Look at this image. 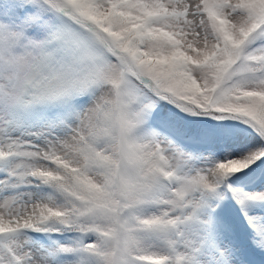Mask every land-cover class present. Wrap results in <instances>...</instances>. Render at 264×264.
<instances>
[{"label":"trees","instance_id":"16d2710c","mask_svg":"<svg viewBox=\"0 0 264 264\" xmlns=\"http://www.w3.org/2000/svg\"><path fill=\"white\" fill-rule=\"evenodd\" d=\"M106 1L114 5L118 19L128 21L130 18L131 23L115 27L113 23L116 17L111 18L110 13L97 18L95 9L98 3L88 4L86 0H18L11 4L12 7L6 0L4 4L9 5V13L0 7V23L8 20L16 25L21 17H33L17 51L21 49L24 53H32L33 57H37V64L50 66L49 69L59 75L63 84L78 83L76 92L69 99L78 107V115H71L65 104L57 108L34 104L28 108L25 106V112L32 110V113H36L27 116H39L42 121L52 125L74 123L80 111L105 83L102 79H96L97 70L106 61L115 60L113 56L119 58L117 80L111 83V91L96 103L87 130L75 143L74 152L80 159V165L72 168L61 164L63 175H47L39 179L42 188L67 208L64 212L46 215L40 229L51 234L56 245H64L60 251L65 250V258L75 264H134L130 259L141 256L136 254L141 249V240L152 242L157 241L154 237L158 234L178 233L177 222L170 218L171 221L165 226L162 215L158 216L157 212L159 205L167 203L165 193L171 192L177 182L184 179L171 170L152 136L143 133V125L148 118L155 117L165 124L177 136L172 144L181 149H191L190 144L184 145L179 141V136L186 134L203 140L207 146L221 141L224 136L231 137L238 133L257 137L261 142V151L252 163L264 168V99L260 100L261 105L256 111L250 110L252 108L247 107L245 101H237V108L214 105L215 99L220 98L214 99L216 92L226 86L228 88L219 92L227 98L245 84L264 85V7L262 12H256V5L250 8L252 0H243L241 4H234L238 7H231L234 11L246 7L250 18L249 26L237 38L230 32L222 9L221 15L217 11L211 12L212 16L220 19V27L215 29L217 49L210 62L212 67L218 68L219 73L203 95L194 83V71L186 54L172 53L169 56L172 60L168 62L167 56L155 58L156 54L159 55L158 51L148 48L149 40L161 34V28L157 26L163 17L161 12L147 9L136 16L133 0ZM225 1L226 6H230ZM62 8L68 12L65 14ZM84 10L90 14L83 16ZM167 20H164L165 24H168ZM70 24L75 32L65 27ZM221 27L224 28L220 30ZM100 33L105 45L100 40ZM85 34L90 36L83 37ZM57 36H60V40L56 39ZM74 37L84 42L83 48L77 47L80 52L75 47L77 53L72 54L81 55L83 61L78 63L89 66L84 75L87 78L80 80L73 70L60 72L64 61L61 50L73 44ZM203 63L206 64V61ZM145 69H166L168 76L173 75L181 95L166 86L162 87L150 73L143 71ZM67 76L68 82L65 80ZM71 79L77 81L71 82ZM147 98V106H143L142 100ZM173 102L183 105L188 112L181 111L180 105L176 106ZM15 111L13 114L16 116L25 114L21 108ZM243 171L244 167L241 166L222 172L219 182L209 186L207 191L202 189L204 194L200 203L209 206L222 199L228 191L236 200L243 197L241 190L229 185L233 177ZM96 191L103 197L100 204L94 201L93 192ZM107 197L113 198L114 206L109 202L107 204ZM183 198L176 206L183 209L179 211L181 213L188 208V205L182 208ZM137 204L142 207H135ZM260 235V228L253 226L248 237L250 243L253 245ZM259 245L251 248L255 250ZM170 257L169 253L148 261L171 264L167 260Z\"/></svg>","mask_w":264,"mask_h":264},{"label":"rangeland","instance_id":"374dc122","mask_svg":"<svg viewBox=\"0 0 264 264\" xmlns=\"http://www.w3.org/2000/svg\"><path fill=\"white\" fill-rule=\"evenodd\" d=\"M5 1H1L0 7L9 13L11 11L7 9L9 5H5ZM16 1L18 0H9L10 5ZM86 1L88 4L98 3L95 9L97 18L107 13H110L111 18L116 17L114 5L110 4V1ZM133 1L136 16L147 9L159 11L163 16L157 24L161 28V34L158 33L157 37L147 43L148 48L153 50L155 48L158 51L159 55L155 53V58L167 56L169 62L172 60V57H169L172 53L186 54L194 71V83L203 95L206 94L207 86L219 73L218 68L212 67L210 62L217 49L215 29L220 27V19L212 16L211 12L217 11L221 15L222 9L225 22L236 38L250 24L246 7L237 11L231 8L235 3L241 4L243 0H227L230 6H226L225 0ZM210 1L213 4H209ZM252 1L250 8L256 5L258 8L256 12H262L264 0ZM39 5L37 4L38 9ZM62 10L68 12L66 9ZM88 14H90L88 10L82 12L83 16ZM21 18L16 25L10 24L8 20L0 23V230H5L6 234L3 236L5 238L3 242L0 241V264H75L74 261L65 258L67 255L65 250L60 251L64 245H56L54 240L50 242L29 232L41 230L42 220L49 213L67 210L42 188L39 179L47 175H63L61 164L72 168L80 165V159L74 152L75 143L87 130L96 103L111 91V83L117 80L119 58L113 56L115 60L106 61L97 70L96 79H102L105 83L80 111L74 123L60 122L52 125L42 121L39 116H27L26 114H36L32 113V110L25 112L26 107L34 104L56 108L65 104L71 115H78V107L69 102L77 90L78 83L63 84L59 75L49 69L50 66L38 65L37 57H33L32 53H24L25 51L21 49L17 51L21 38L29 31L28 27L33 20V17ZM72 18L76 19L74 16ZM72 18L71 20H74ZM116 18L113 23L115 27L123 23L129 25L132 21L130 18L128 21ZM166 18L168 24L164 23ZM65 27L75 32L71 24ZM90 34L96 37L94 33ZM87 35L89 34L83 37ZM56 39L60 40V36ZM100 40L105 41L104 38ZM82 41L74 37L73 44L61 50L64 61L60 66V72L73 70L79 80L87 74L89 66L78 63L83 61L82 56L74 55L72 52H80L78 48H83ZM262 55L264 56V49ZM143 71L150 73L162 87L166 86L175 94L181 95L172 78L173 75L168 76L166 69ZM68 77H65L67 82ZM75 81L77 80L71 79V82ZM226 88L228 87L221 90ZM218 92L214 99L220 98L215 99L214 105L219 108H237V101H245L246 106L252 108L250 110L256 111L261 105L260 100L264 99V85L259 83L245 84L242 89L236 88L227 98L224 93L217 94ZM260 94L263 96L260 97ZM147 103L148 98L142 100L143 106H147ZM173 103L176 106L180 105ZM19 108L25 113L22 117L13 114ZM180 108L181 111L188 112L183 105H180ZM159 130L161 131L150 129L151 139L164 154L171 170L179 173L184 180L177 182L171 192L165 193L167 203L159 205L157 213L158 216L162 215L165 226L171 221L170 218L174 219L179 230L176 235L158 234L154 237L157 241L139 240L141 249L136 254L145 260H154L170 253L171 257L167 260L171 264H252V258L258 257L254 254H258L257 251H264V211L254 208L249 215L251 222L262 231L258 240L260 245L255 252L249 249L254 244L248 243L244 237L245 230L237 224L238 218L232 214H214L213 205L202 210L200 207L204 205L200 202L203 201L202 189L209 190L214 183L220 181L222 172L227 169L242 166L247 169V172L242 174V179L253 177L252 175L259 170L250 168L261 151L260 139L238 133L233 137L224 136L221 141L210 146L203 144L196 150H187L172 144L170 133ZM144 171L147 172L146 169ZM246 186L244 194L250 200V204L264 201V169L262 168L261 178L252 180ZM93 193L95 203L100 204L103 199L101 193L99 191ZM181 198L182 208L188 205L184 212L186 215L179 212L183 209L176 207ZM106 202L115 205L112 197H107ZM169 245L172 247L169 248ZM139 246L137 248H140Z\"/></svg>","mask_w":264,"mask_h":264}]
</instances>
